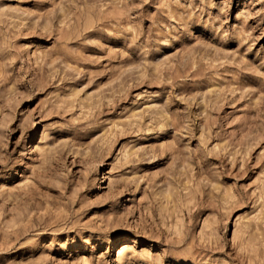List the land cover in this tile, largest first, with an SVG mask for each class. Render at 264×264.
Returning a JSON list of instances; mask_svg holds the SVG:
<instances>
[{"label": "rangeland", "instance_id": "rangeland-1", "mask_svg": "<svg viewBox=\"0 0 264 264\" xmlns=\"http://www.w3.org/2000/svg\"><path fill=\"white\" fill-rule=\"evenodd\" d=\"M0 264H264V0H0Z\"/></svg>", "mask_w": 264, "mask_h": 264}]
</instances>
